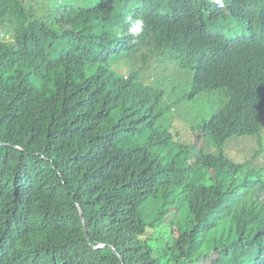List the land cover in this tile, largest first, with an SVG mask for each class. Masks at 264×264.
I'll use <instances>...</instances> for the list:
<instances>
[{
  "label": "trees",
  "instance_id": "1",
  "mask_svg": "<svg viewBox=\"0 0 264 264\" xmlns=\"http://www.w3.org/2000/svg\"><path fill=\"white\" fill-rule=\"evenodd\" d=\"M258 18L264 0H0V264H264ZM180 103L202 119L186 143Z\"/></svg>",
  "mask_w": 264,
  "mask_h": 264
},
{
  "label": "clouds",
  "instance_id": "2",
  "mask_svg": "<svg viewBox=\"0 0 264 264\" xmlns=\"http://www.w3.org/2000/svg\"><path fill=\"white\" fill-rule=\"evenodd\" d=\"M257 16H261V15H257ZM129 20H130V23H129V26L127 29V34L131 38L130 43H136L142 37L143 33L145 32V30L147 28V22L145 21V19L143 17H137L135 19H132L130 17ZM256 22H257V19H256ZM236 23H237V26H235L236 31H239V34L236 36V42H237L236 44L239 45L240 40H241V33L245 32V31H243V28H247V27L241 26L238 21ZM161 65L163 67L166 66L170 71L174 72L172 74L173 79L178 78V81H175V83H174V88L176 87L179 93H181V91H183L185 88L187 91H189V93L190 92H198L199 93L198 96L200 99H204L207 95H209L210 93H213V92H208L203 88H198L192 79V76H191L192 72L190 73V76H189L188 73L190 71H188V69L185 68L184 66H181L179 64H176V65L175 64H168L167 65V64H164L163 62L161 63ZM182 72L185 74V77H182V75H181ZM85 73H86V71L84 70V73L77 74L80 79L78 77H76L75 80L79 79L80 85H82V83L84 82ZM160 76H162V75H156L154 79H157ZM78 90H76V91H78ZM76 91L72 90V93H75ZM186 106L187 105H182V103H180L174 111V114L175 113L177 114V112L180 110L182 115L180 116L179 128L175 129L173 132L175 134V137L183 139L184 143H186L188 140H190V138H194V137L200 135V131L197 130V128L202 127V119H200L199 121L198 120L193 121V120H191V118L189 116V115L195 113V111H194L195 107L190 106L189 110L186 111L185 110ZM201 137H203V136H201ZM201 137H200V139H201ZM21 147L22 146H20V148ZM23 149H24V147H23ZM31 153L33 154L34 152H31ZM34 157H36V156H34ZM81 209L82 208L79 206V211ZM80 216H81V220H82L83 213L82 214L80 213ZM85 221H86V218H85ZM82 223H84L83 220H82ZM85 224H86L85 225V227H86L85 232H86V235H88V233H87V231H88L87 222ZM104 246H106V245L102 243L100 245L95 246V248L104 247ZM111 248L114 249L113 246H111Z\"/></svg>",
  "mask_w": 264,
  "mask_h": 264
},
{
  "label": "rangeland",
  "instance_id": "3",
  "mask_svg": "<svg viewBox=\"0 0 264 264\" xmlns=\"http://www.w3.org/2000/svg\"><path fill=\"white\" fill-rule=\"evenodd\" d=\"M129 26V25H128ZM128 29V27H127ZM1 31L3 32V30L1 29ZM0 31V36H3V33H1ZM5 35V33H4ZM6 39L7 40H10L11 39V36L8 34L6 36ZM130 69L129 66H123L122 67V71L125 72V71H128ZM142 71V77L143 79L146 81V82H151L154 80L155 76H156V73L153 72L152 70H150V68H145V70H140ZM77 88H74L72 86V90L73 91H76ZM187 107V106H186ZM189 107L188 106V110H189ZM180 110L177 112L179 113ZM197 112V111H195ZM57 121V120H56ZM59 121V120H58ZM56 122L55 123V127H60L61 126V123L60 121L59 122ZM55 122V121H54ZM257 140L255 138H253V141L251 139H249L248 137H242V138H237L235 140L234 143H231L230 146L226 147V149L233 155V156H236L238 158H242V159H245L244 157L247 156V153L253 148V145L255 144ZM260 162H262V164L264 165V156H263V159L260 160Z\"/></svg>",
  "mask_w": 264,
  "mask_h": 264
},
{
  "label": "water",
  "instance_id": "4",
  "mask_svg": "<svg viewBox=\"0 0 264 264\" xmlns=\"http://www.w3.org/2000/svg\"><path fill=\"white\" fill-rule=\"evenodd\" d=\"M60 121L62 120L61 116H60ZM56 118H52L51 122H50V125L48 127V137L52 134V131L53 129L51 128L52 127V121H55ZM47 146H48V139L45 141V144H44V147H43V150L42 151H37V152H34L33 155L36 156L37 158L39 159H47L46 157V150H47ZM21 149H23V147H21ZM80 213L82 214L83 211L82 209L80 210ZM82 220L84 222V225H86V221H85V218L82 216Z\"/></svg>",
  "mask_w": 264,
  "mask_h": 264
},
{
  "label": "bare ground",
  "instance_id": "5",
  "mask_svg": "<svg viewBox=\"0 0 264 264\" xmlns=\"http://www.w3.org/2000/svg\"><path fill=\"white\" fill-rule=\"evenodd\" d=\"M259 17H261L262 18V16H259ZM257 23L259 24V25H261L262 27H264V20L263 19H260V18H258L257 19ZM204 31V30H203ZM243 31H245V32H248V28H243ZM247 39H249V35L247 34ZM157 69V68H156ZM156 69H150V70H152V71H154V70H156ZM160 72H161V74L162 75H164V76H166V75H168V74H170V70L166 67V66H164L163 68H160ZM181 75H182V77H185V74L182 72L181 73ZM175 81H178V78L175 80ZM213 97V96H212ZM208 104H209V102H208ZM83 211V210H82Z\"/></svg>",
  "mask_w": 264,
  "mask_h": 264
}]
</instances>
